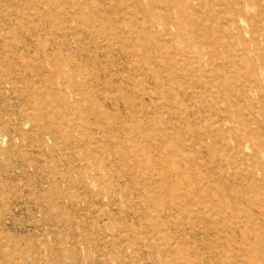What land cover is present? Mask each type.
I'll list each match as a JSON object with an SVG mask.
<instances>
[{
	"label": "rangeland",
	"instance_id": "obj_1",
	"mask_svg": "<svg viewBox=\"0 0 264 264\" xmlns=\"http://www.w3.org/2000/svg\"><path fill=\"white\" fill-rule=\"evenodd\" d=\"M246 2L0 0V264H264Z\"/></svg>",
	"mask_w": 264,
	"mask_h": 264
},
{
	"label": "bare ground",
	"instance_id": "obj_2",
	"mask_svg": "<svg viewBox=\"0 0 264 264\" xmlns=\"http://www.w3.org/2000/svg\"><path fill=\"white\" fill-rule=\"evenodd\" d=\"M234 2H235V6L237 7V8H239L240 10H242V8H244V5L247 3L246 1L247 0H242V1H240V0H233ZM246 6V5H245ZM262 37V35L261 34H258V35H256L253 39L254 40H256V42H258L259 40H260V38ZM260 69H261V71H263L264 70V58H260ZM264 72V71H263ZM262 75H263V73L261 72L260 73V76H257L256 74H255V83H254V85H256V87H258L257 85H259V83H261L262 84V86L264 85V77H262ZM255 89H257V88H255ZM153 140V139H152ZM191 190V189H190ZM192 194V193H191ZM228 219V218H227ZM234 249V248H233ZM235 251V250H234ZM243 255V254H242ZM263 259V258H262Z\"/></svg>",
	"mask_w": 264,
	"mask_h": 264
}]
</instances>
